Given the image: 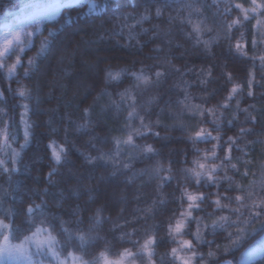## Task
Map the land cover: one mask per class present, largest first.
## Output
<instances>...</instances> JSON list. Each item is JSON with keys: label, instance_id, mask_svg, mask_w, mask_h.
<instances>
[{"label": "trees", "instance_id": "16d2710c", "mask_svg": "<svg viewBox=\"0 0 264 264\" xmlns=\"http://www.w3.org/2000/svg\"><path fill=\"white\" fill-rule=\"evenodd\" d=\"M30 1L0 0V24ZM256 1L84 0L38 31L29 25L30 45L0 66V220L10 238L44 227L85 264L130 249L136 264H182L178 253L238 264L264 240V201L222 207L264 170ZM85 61L96 74L73 99ZM220 211L228 218L212 224Z\"/></svg>", "mask_w": 264, "mask_h": 264}, {"label": "rangeland", "instance_id": "374dc122", "mask_svg": "<svg viewBox=\"0 0 264 264\" xmlns=\"http://www.w3.org/2000/svg\"><path fill=\"white\" fill-rule=\"evenodd\" d=\"M84 0H32L18 9L14 10L9 18L0 24V66L5 64L3 58L7 56L15 45H20V52L30 45V39L33 31L26 30L29 25H37L38 31L41 23L45 20L56 17L61 9L66 6H71ZM253 4L259 8L256 0H252ZM93 41H82L75 45V51H64L62 61L69 63L74 54H79L92 49ZM20 54V53H19ZM20 64L18 56L15 60L6 66V73L12 75L16 72V68ZM58 73H62L59 79L66 75L61 67L57 68ZM56 73V72H55ZM57 74V73H56ZM94 74V75H93ZM96 72L92 64L85 61L79 75L73 79V93L80 95L84 89L88 87L85 83L87 76H95ZM57 85L56 80L51 81ZM1 96V91H0ZM88 179V174H86ZM109 198H121L118 196V191L115 187H108ZM108 194V192H107ZM178 257L182 264H192L190 261L178 253ZM264 254V240L252 244L247 248L238 264H251ZM132 258L131 252H123L117 258H109L103 256L98 264H130ZM0 264H85L84 261L75 254L63 255L57 249L55 238L44 227H37L34 231L23 237L20 241H13L9 236L7 224L0 220ZM218 264H233L231 260L224 259Z\"/></svg>", "mask_w": 264, "mask_h": 264}, {"label": "clouds", "instance_id": "9594fccd", "mask_svg": "<svg viewBox=\"0 0 264 264\" xmlns=\"http://www.w3.org/2000/svg\"><path fill=\"white\" fill-rule=\"evenodd\" d=\"M262 5H264V0H258ZM199 10V9H197ZM239 22V21H237ZM87 111V109H85ZM155 151V149H153ZM164 168H169L170 166L168 164L161 165ZM253 177H257V179L253 180ZM239 195L240 200L236 201L235 196ZM233 202L232 203H225L222 207L225 209H232L233 211H240L241 208L245 206V203L249 200L256 201L261 200L264 201V170H261L259 173L256 171H253L249 175L248 182L244 185H242L236 193H233ZM215 210V205L213 206ZM227 213L224 211L218 212L215 216L212 217L211 223L212 224H221L223 221L227 219ZM138 250V249H137ZM137 250H131L132 257L135 256V251ZM130 264H136V261L134 258H130Z\"/></svg>", "mask_w": 264, "mask_h": 264}, {"label": "snow or ice", "instance_id": "6c2138e0", "mask_svg": "<svg viewBox=\"0 0 264 264\" xmlns=\"http://www.w3.org/2000/svg\"><path fill=\"white\" fill-rule=\"evenodd\" d=\"M54 155H56L57 159H59V155L55 151H54Z\"/></svg>", "mask_w": 264, "mask_h": 264}]
</instances>
